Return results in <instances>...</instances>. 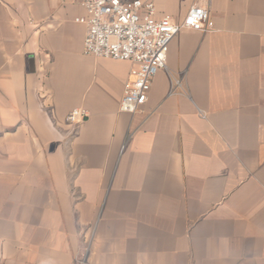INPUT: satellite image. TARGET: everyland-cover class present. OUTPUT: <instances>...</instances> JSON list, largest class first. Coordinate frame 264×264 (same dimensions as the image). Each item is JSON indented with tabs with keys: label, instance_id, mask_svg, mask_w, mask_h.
<instances>
[{
	"label": "crops",
	"instance_id": "1",
	"mask_svg": "<svg viewBox=\"0 0 264 264\" xmlns=\"http://www.w3.org/2000/svg\"><path fill=\"white\" fill-rule=\"evenodd\" d=\"M196 4L215 29L128 113L133 63L84 52L80 0H0V264H264V0L157 16Z\"/></svg>",
	"mask_w": 264,
	"mask_h": 264
},
{
	"label": "built area",
	"instance_id": "2",
	"mask_svg": "<svg viewBox=\"0 0 264 264\" xmlns=\"http://www.w3.org/2000/svg\"><path fill=\"white\" fill-rule=\"evenodd\" d=\"M80 1L87 15L76 17L75 21L86 25L84 52L133 63L120 102L123 112L135 113L146 103L152 79L166 68L169 44L181 29L203 33L215 29L209 10L203 5L191 6L183 20L175 22L169 15L157 16L156 0ZM87 115V109L74 108L66 119L78 123Z\"/></svg>",
	"mask_w": 264,
	"mask_h": 264
},
{
	"label": "rangeland",
	"instance_id": "3",
	"mask_svg": "<svg viewBox=\"0 0 264 264\" xmlns=\"http://www.w3.org/2000/svg\"><path fill=\"white\" fill-rule=\"evenodd\" d=\"M84 257H85V253H84ZM83 262H85V264H86V260H85V258H82V259L80 260V264H82Z\"/></svg>",
	"mask_w": 264,
	"mask_h": 264
}]
</instances>
